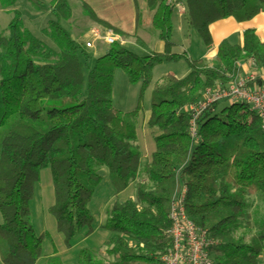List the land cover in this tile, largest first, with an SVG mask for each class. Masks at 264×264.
Returning a JSON list of instances; mask_svg holds the SVG:
<instances>
[{
    "label": "trees",
    "instance_id": "trees-1",
    "mask_svg": "<svg viewBox=\"0 0 264 264\" xmlns=\"http://www.w3.org/2000/svg\"><path fill=\"white\" fill-rule=\"evenodd\" d=\"M185 21L206 47L208 25L228 16L246 20L264 11V0H181ZM10 5L13 0H1ZM89 18L107 26L82 3ZM151 23L164 42L161 52L139 55L119 42L109 44L89 64L83 41L61 24L71 17L67 0L49 3L43 31L50 47L26 35L14 10L0 34V261L34 264L44 235L30 221V200L40 168L51 175L53 202L47 207L66 247L72 238L91 233L94 220L88 203L106 167L113 198L100 228L106 239L108 264H161L170 225L167 217L174 191L186 189V215L214 239L213 264H260L264 260V219L248 236V198L264 195V129L256 112L242 100L222 98L198 112L191 107L206 97L207 88L224 87L242 76L240 61L264 70V39L252 29L243 44L222 40L210 63L172 51L174 6L166 0H145ZM116 32V29H114ZM139 45L141 44L138 41ZM183 58L189 71L181 78L162 76L150 94L147 124L158 129L150 161L142 162L136 143V118L152 67ZM138 84L134 107L112 106L115 71ZM264 81L253 75L246 85ZM65 108L43 111V98L82 95ZM193 123V134L191 124ZM135 183L133 198L117 194ZM241 229L243 231H241ZM238 233L237 235H235ZM77 264H102L88 248L78 251ZM46 264H62L51 256Z\"/></svg>",
    "mask_w": 264,
    "mask_h": 264
},
{
    "label": "crops",
    "instance_id": "crops-1",
    "mask_svg": "<svg viewBox=\"0 0 264 264\" xmlns=\"http://www.w3.org/2000/svg\"><path fill=\"white\" fill-rule=\"evenodd\" d=\"M46 1L50 3L52 0H46ZM67 1L69 2L70 7H71V1L80 5L81 8H83L82 3H84L96 17H98L101 21H103L107 26L112 27L113 29L119 31L117 33L120 35L122 41L120 43L121 45L125 46L129 50L139 55H145L151 51L161 52L164 49V42L158 37L157 31L151 23L152 11H150L148 8L145 7V0H67ZM89 20L90 22L87 26V29L91 25L97 24L94 21H92L90 18ZM174 25H176V31L173 32ZM100 26L104 27L102 25ZM74 29L72 31H74ZM191 29L193 28H190L187 25L183 13L177 14L174 8L172 15V31H171V41H172L171 45L173 52L182 53L190 58H194L186 53L189 50H186V48L188 47L187 45H185L186 41L193 36L192 33L193 30ZM246 29H252L256 34V36L258 37V40L259 41L263 40L264 11H260L258 12V14L256 13L251 18L246 20H238L233 16H228L211 22L208 25V29H207L211 38V45L210 47H206L202 42L200 36L198 35L199 39L203 44L202 45L203 47L201 49V52L197 54L198 56H196L194 59L201 58L205 62L210 63L214 58L217 45L222 40H226L230 44L233 43L236 44L237 46H242L243 32ZM71 35L73 37V33ZM138 41L141 42L140 45ZM179 47H183L185 49L182 52H179L178 51ZM98 50L99 51L101 50L100 47L94 53L95 57L99 54ZM240 70L242 75H255L257 78L264 81V70H262L260 67H257L251 61V59L241 60ZM188 71H189L188 65L186 64L185 60L181 57L177 61L160 62L155 64L151 69L150 81L144 91L143 99L144 100L149 99V103H150L151 91L154 85L160 81L162 76L168 73L175 76L176 78H181L185 76ZM150 112H151L150 108L149 109L146 108V111L144 112L143 110H141L136 118L135 139L139 147V150L141 152V160L144 163L150 161L151 154L154 151L153 137L159 133L157 128L151 127L147 124V120L149 118ZM101 170L102 167L99 169V173ZM104 176L105 179L109 180L108 170L107 172L104 173ZM131 183H129V185L126 188H128ZM126 188L120 191V193H122ZM113 197L114 196L112 194L108 196V198L106 197L105 200L102 199L101 203L97 208L98 214H97V218H94L95 223H94L93 232H95L97 228L103 230L104 233H102V237L100 238L99 242H97L94 250L86 246H83L91 250V252L95 251V249L106 251L107 246L105 241L111 236V234L109 232L107 233L106 230L100 228V224H102L104 220H106L105 209ZM128 198H133L132 192H129ZM35 233L44 235L42 239V243L44 239H47L52 243V246L48 248L45 254L43 253V248H42L41 255L37 258L34 264H39V262H41L40 264H46L48 258L51 256L58 257L59 261H61L62 264H76L77 257L69 253L68 251L69 247L66 248L64 243L63 245L65 247V250L58 248V246H56L55 248V244L53 243L51 236H49L46 231L38 232L37 230H35ZM62 242H63V237H62ZM107 261H108V257H107Z\"/></svg>",
    "mask_w": 264,
    "mask_h": 264
},
{
    "label": "rangeland",
    "instance_id": "rangeland-1",
    "mask_svg": "<svg viewBox=\"0 0 264 264\" xmlns=\"http://www.w3.org/2000/svg\"><path fill=\"white\" fill-rule=\"evenodd\" d=\"M14 10L19 11V13L21 14L24 28L23 30L26 35H29L30 38L38 39L47 46L54 47V41L43 31V28H45L47 20L49 18V3L46 0H13V3L10 5H4L0 0V34H6V26L8 21L11 19ZM89 22L90 20L86 9L81 8L80 5L71 1V17L67 21L61 20L60 24L69 32H71L70 34L73 33L74 39L78 41H83L89 39V35H87V26ZM73 29L74 31H72ZM191 30H193V36L186 41L185 45H187L188 47L186 48V50H189L186 53L189 54L191 57L195 58L196 56H198L197 54L201 52L203 44L199 39L197 32L194 29ZM174 31H176V25L173 26V32ZM99 47L101 49L100 51L98 50L100 54L101 51H105V49L108 47V44L95 40L93 42V47L86 48V50L90 54L89 64L92 63L93 60L91 59H94V53ZM184 49L185 48L183 47H179L178 51L182 52ZM137 92L138 84L128 82L124 72L120 69H117L113 78V108L119 111L131 110L135 105ZM82 97L83 94L78 96H61L50 99L43 98L40 101V106L43 111L52 108H65L77 104ZM143 98L144 97H142V110L144 112L146 111V108H150V103L149 99L144 100ZM105 172H107V168L102 167V170L100 171V175L102 177L101 182L95 188L92 197L88 203V208L90 209L93 220L94 218H97V208L101 203L102 199L105 200L106 197L108 198V196L113 194L109 180L105 179ZM133 191H135V183L132 181L128 188H126L122 193L117 195V198L120 200H125L128 198L129 192H132L134 196ZM52 202L53 189L50 171L47 167L40 168L38 171V180L34 184L33 194L29 204L30 221L35 230H37L38 232L46 231L48 235L51 236L52 241L55 244V248L56 246H58V248L65 250L66 246L64 247L63 245L62 235L56 231L54 218L47 211V207ZM248 202L249 225L246 226L248 228L246 230V236L254 232V230L256 229V222L258 223L259 221L264 219V195L254 194L248 198ZM241 231L243 230L241 229ZM102 233H104L103 230L96 228L95 232L92 231L87 235H84L82 232L80 234L75 235L71 240V245L69 246L68 250L69 253L77 257L78 251L83 246L94 250L97 242H99L100 238L102 237ZM237 234L238 233H236L235 235ZM51 246L52 243L47 239H44L42 243L43 253L45 254L48 248H50ZM92 252L94 253V258L100 263H109V256L108 254H106L107 250L102 251L100 249H95V251ZM40 263L41 262H39V264ZM0 264L3 263L0 262ZM260 264H264L263 258L260 260Z\"/></svg>",
    "mask_w": 264,
    "mask_h": 264
},
{
    "label": "built area",
    "instance_id": "built-area-1",
    "mask_svg": "<svg viewBox=\"0 0 264 264\" xmlns=\"http://www.w3.org/2000/svg\"><path fill=\"white\" fill-rule=\"evenodd\" d=\"M166 3L173 5L177 14L184 12L185 7L181 0H166ZM87 32L89 39L83 40L86 48L93 47L95 40L108 45L122 42L120 35L109 26L91 25ZM252 79L253 75H242L224 87L207 88L205 99L192 106V112H198L208 103L221 97L232 101L242 100L249 103L251 109L256 112L261 121V128L264 129V82L260 85H246L247 81ZM190 130L193 134V123ZM185 193V187L180 186L171 197L167 215L170 225L164 232L168 245L160 256L161 264H213L209 249L214 239L205 228L186 215Z\"/></svg>",
    "mask_w": 264,
    "mask_h": 264
}]
</instances>
